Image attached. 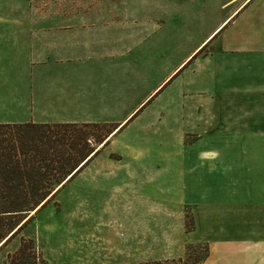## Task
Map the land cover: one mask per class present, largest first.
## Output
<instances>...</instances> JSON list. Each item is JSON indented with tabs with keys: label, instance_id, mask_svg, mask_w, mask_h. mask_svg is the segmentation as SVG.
Masks as SVG:
<instances>
[{
	"label": "crops",
	"instance_id": "obj_1",
	"mask_svg": "<svg viewBox=\"0 0 264 264\" xmlns=\"http://www.w3.org/2000/svg\"><path fill=\"white\" fill-rule=\"evenodd\" d=\"M146 3L162 11V18L149 20L151 37L163 30L159 45L147 41V52L135 49L144 48L143 41L124 49L120 37L94 36L92 29L103 24L90 17L42 16L27 24L3 16L0 26L11 39L0 46L8 56L0 69V124L113 122L123 123L120 130L152 95L144 106L178 85V99L166 100L164 108L165 122L176 125L162 133L178 136L185 153L178 202L189 208L194 225L185 242L208 246L199 264H264V0ZM171 26L195 35L189 43L182 37L174 55ZM134 49L147 64L160 57L163 77L133 110L113 117L107 110L116 111L123 94L113 64ZM138 67V75L145 72ZM192 134L194 143L185 145Z\"/></svg>",
	"mask_w": 264,
	"mask_h": 264
},
{
	"label": "rangeland",
	"instance_id": "obj_2",
	"mask_svg": "<svg viewBox=\"0 0 264 264\" xmlns=\"http://www.w3.org/2000/svg\"><path fill=\"white\" fill-rule=\"evenodd\" d=\"M146 1L0 0V23L3 16L24 18L27 24L42 16L90 17L103 24L92 29L94 36L108 41L120 37L124 49L130 44L133 49L143 41L144 48L135 49L147 52V41L154 39L155 47L159 45L163 30L151 37L153 24L149 20L162 18V11L147 9ZM158 23L164 24L162 20ZM177 28L182 27L171 26L173 55L183 43L182 37L186 36L185 43L195 38L178 33ZM6 29L0 26V46L11 39ZM17 43L20 46L22 39ZM159 48H155L157 52ZM135 49L113 64L123 88L121 99L113 105L116 111L107 110L113 117L133 110L163 77L164 67L160 71L157 65L160 57H155L154 64L151 57L147 64V57L139 59ZM4 55L0 47V69L8 65V56ZM176 61L171 58V68ZM138 64L146 67L139 75L135 72ZM159 97L144 106L149 98L120 130L117 128L123 123L118 127L113 122L84 123L91 125L88 128L74 123L78 127L70 129L71 136L85 133L90 147L105 145L41 211L27 215L34 217L0 249V264H185L205 258L206 244L185 242V232L191 229L193 220L189 208L178 202L183 192L179 190V162L185 155L180 138L162 133L166 126L176 125L165 122L164 108L169 103L166 100L178 99V85ZM94 124L100 127H92ZM116 129L119 132L108 141ZM93 136L103 138L104 143L98 146ZM194 141L193 134L183 139L185 145Z\"/></svg>",
	"mask_w": 264,
	"mask_h": 264
},
{
	"label": "trees",
	"instance_id": "obj_3",
	"mask_svg": "<svg viewBox=\"0 0 264 264\" xmlns=\"http://www.w3.org/2000/svg\"><path fill=\"white\" fill-rule=\"evenodd\" d=\"M89 126L82 124L79 128ZM77 127L0 124V249L31 221L34 216L27 217L28 214L43 203L36 213L41 211L98 154L101 147H90L88 134L71 136L70 129ZM93 138L99 146L104 143L103 138ZM208 255L207 247L205 258L185 264L202 263Z\"/></svg>",
	"mask_w": 264,
	"mask_h": 264
},
{
	"label": "water",
	"instance_id": "obj_4",
	"mask_svg": "<svg viewBox=\"0 0 264 264\" xmlns=\"http://www.w3.org/2000/svg\"><path fill=\"white\" fill-rule=\"evenodd\" d=\"M42 205H43V203H42L41 205H38L37 208H36L34 211L37 212V210H39V209L41 208ZM30 214H31V213H30ZM30 214H29V215H30ZM27 217H29V216H27Z\"/></svg>",
	"mask_w": 264,
	"mask_h": 264
},
{
	"label": "bare ground",
	"instance_id": "obj_5",
	"mask_svg": "<svg viewBox=\"0 0 264 264\" xmlns=\"http://www.w3.org/2000/svg\"><path fill=\"white\" fill-rule=\"evenodd\" d=\"M225 25H226V24H225ZM116 132H118V130H116L114 133H116ZM114 133H113V134H114ZM100 147H101V146H100ZM34 212H35V211H34ZM34 212H32V214H31V215H33V213H34ZM34 214H35V213H34Z\"/></svg>",
	"mask_w": 264,
	"mask_h": 264
}]
</instances>
